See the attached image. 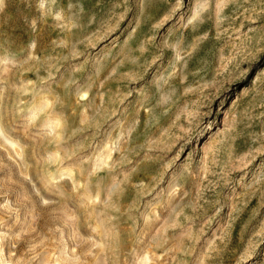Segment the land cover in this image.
<instances>
[{
    "label": "rangeland",
    "instance_id": "374dc122",
    "mask_svg": "<svg viewBox=\"0 0 264 264\" xmlns=\"http://www.w3.org/2000/svg\"><path fill=\"white\" fill-rule=\"evenodd\" d=\"M0 264H264V0H0Z\"/></svg>",
    "mask_w": 264,
    "mask_h": 264
}]
</instances>
